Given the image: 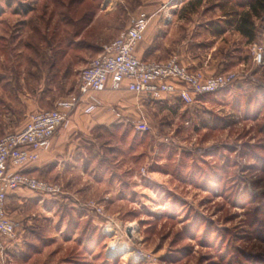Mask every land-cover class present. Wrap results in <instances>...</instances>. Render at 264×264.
<instances>
[{
    "label": "rangeland",
    "instance_id": "obj_1",
    "mask_svg": "<svg viewBox=\"0 0 264 264\" xmlns=\"http://www.w3.org/2000/svg\"><path fill=\"white\" fill-rule=\"evenodd\" d=\"M151 2L0 0V140L77 92L97 41L111 43ZM193 3L170 1L181 11L160 15L147 40L237 81L191 105L123 92L112 111L86 117L82 160L37 177L62 192H34L49 202L27 207L16 249L6 242L10 264H264V64L254 54L264 16L253 43L234 29L213 37L209 24L227 20L217 0Z\"/></svg>",
    "mask_w": 264,
    "mask_h": 264
},
{
    "label": "built area",
    "instance_id": "obj_2",
    "mask_svg": "<svg viewBox=\"0 0 264 264\" xmlns=\"http://www.w3.org/2000/svg\"><path fill=\"white\" fill-rule=\"evenodd\" d=\"M153 15L145 12L133 16L122 31L102 52L82 70L77 92L57 102L54 110L33 113L25 126L0 140V264H10L6 242L17 239L21 225L7 212V200L12 192L25 189L45 196H58L62 189L24 169L40 161L51 149L54 137L71 124L73 113L80 108L92 114L101 106L98 94L121 92L146 96L153 100L175 95L187 105L197 96L215 94L228 89L237 81L234 73L207 75L191 70L174 56L163 63L146 61L137 56L144 42ZM262 49H254L258 63L263 61ZM148 130L146 123L138 126Z\"/></svg>",
    "mask_w": 264,
    "mask_h": 264
},
{
    "label": "crops",
    "instance_id": "obj_3",
    "mask_svg": "<svg viewBox=\"0 0 264 264\" xmlns=\"http://www.w3.org/2000/svg\"><path fill=\"white\" fill-rule=\"evenodd\" d=\"M151 4H147L146 7H144V4L139 5V11L134 14L137 15L140 12H145L147 14L153 15V19L151 21L150 27L148 29V32L146 34V38L144 42L139 46L137 50V56L140 59L146 60V61H154L158 63H163L167 61V50H163L161 46L156 44L154 41H148V36L150 34V30L154 29L155 26L158 28H161V24L157 25L158 17L161 15H168V14H177L181 11L180 8H174L168 5V3L172 0H151ZM155 4V5H153ZM126 10L129 11V7L126 5L124 6ZM184 9V8H183ZM196 8L195 10H197ZM196 11H194L193 14H195ZM239 34V33H238ZM240 35V34H239ZM110 42V38L106 39H100L97 41V45L100 48H103ZM171 58V57H170ZM179 61L189 67L191 70H196L195 66H192L185 61L183 58H179ZM191 64H195L194 61L191 62ZM5 78L9 79L10 76L8 74H2ZM9 83V80L7 81ZM126 91L121 92H103L98 94V98L101 101V106L95 110L98 111L99 109L108 108V110L112 109V103L117 104V101L120 99V95ZM31 109V102H28L27 110ZM83 107L80 108L76 114L73 117V123L74 126L72 129L68 130H61L58 132V134L54 137L51 149L48 152H45L42 154L41 159L39 162L29 166L28 168L24 169V173L32 175L34 177H40L45 178L46 176L50 175L51 172L57 173L58 171L62 170V167L65 166L68 162H74L75 156H78L80 160L82 158L79 156L78 153V142L79 139H76V135L81 133L80 131H83V125L82 122L85 123L86 117L89 118L94 114H86L85 116H81ZM85 111V109H84ZM79 116V117H78ZM81 116V117H80ZM93 125H98V121L93 120ZM72 123V124H73ZM89 123L87 122V125ZM85 125V124H84ZM24 126V125H23ZM22 126V127H23ZM89 126H87L88 128ZM22 129V128H21ZM18 129L15 132L21 130ZM14 133V132H12ZM64 164V165H63ZM49 201L48 200H38L37 194L30 190H17L15 192H12L7 200V212L8 215L20 223L21 229L19 230L17 240L14 242H10L9 246L10 249H16L18 243L20 242V239L22 238L20 232H22L25 229L26 225H29L30 222H32V219L29 215H27V207L29 206H43L45 203L47 205Z\"/></svg>",
    "mask_w": 264,
    "mask_h": 264
},
{
    "label": "trees",
    "instance_id": "obj_4",
    "mask_svg": "<svg viewBox=\"0 0 264 264\" xmlns=\"http://www.w3.org/2000/svg\"><path fill=\"white\" fill-rule=\"evenodd\" d=\"M203 2L204 0H196V3L193 4L198 8ZM215 8L222 10L227 20L221 26H216L212 22L209 24L213 37H221L229 29H234L242 37L248 39L250 43L259 39L260 34L255 22L264 16V0H239L236 3H232V0H217ZM262 62L264 64V52ZM222 92L224 90L215 93V95ZM206 96L208 95H202L200 98Z\"/></svg>",
    "mask_w": 264,
    "mask_h": 264
},
{
    "label": "water",
    "instance_id": "obj_5",
    "mask_svg": "<svg viewBox=\"0 0 264 264\" xmlns=\"http://www.w3.org/2000/svg\"><path fill=\"white\" fill-rule=\"evenodd\" d=\"M131 232H132V230H131V229H129V230H128V234H129V235H131Z\"/></svg>",
    "mask_w": 264,
    "mask_h": 264
},
{
    "label": "bare ground",
    "instance_id": "obj_6",
    "mask_svg": "<svg viewBox=\"0 0 264 264\" xmlns=\"http://www.w3.org/2000/svg\"><path fill=\"white\" fill-rule=\"evenodd\" d=\"M122 250V249H121Z\"/></svg>",
    "mask_w": 264,
    "mask_h": 264
}]
</instances>
